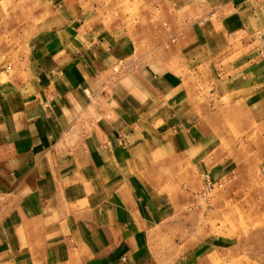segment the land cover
<instances>
[{"label":"crops","instance_id":"0c3cea01","mask_svg":"<svg viewBox=\"0 0 264 264\" xmlns=\"http://www.w3.org/2000/svg\"><path fill=\"white\" fill-rule=\"evenodd\" d=\"M2 1L0 264L231 256L233 237L201 211L186 214L202 204L187 188L200 194L205 174L217 181L231 170L218 165L220 121L203 116L197 94L206 75L248 108L264 103L251 84L264 73V0H146L171 30L168 50L57 0L28 13Z\"/></svg>","mask_w":264,"mask_h":264},{"label":"rangeland","instance_id":"374dc122","mask_svg":"<svg viewBox=\"0 0 264 264\" xmlns=\"http://www.w3.org/2000/svg\"><path fill=\"white\" fill-rule=\"evenodd\" d=\"M46 1L42 0L43 5ZM57 1L59 6L64 9L69 6L81 20L99 28L127 33L138 30L143 36L152 37L155 50L170 48L163 40L171 30L162 17V10L146 0ZM2 4L17 6L28 13L37 0H3ZM174 39L175 36L169 38L171 42ZM251 84L256 86V91L258 85L264 89V73L257 78L251 77ZM216 87L213 78L204 75L197 96L205 106L203 116L218 117L220 121L212 126L222 152L218 165L229 166L231 170L224 179L217 181L208 179L205 174L200 194L187 188L186 196L192 200L194 196L200 197L202 204L187 205L186 214L192 216L201 211L204 224L212 222L218 235L234 238L233 254L219 260L218 264H264V103L255 107L250 103L248 108L242 103L245 95L218 93L213 91ZM3 205L0 198V222L4 215Z\"/></svg>","mask_w":264,"mask_h":264},{"label":"built area","instance_id":"2783aa9c","mask_svg":"<svg viewBox=\"0 0 264 264\" xmlns=\"http://www.w3.org/2000/svg\"><path fill=\"white\" fill-rule=\"evenodd\" d=\"M207 178H209V176H207ZM210 184H211V182H210Z\"/></svg>","mask_w":264,"mask_h":264}]
</instances>
